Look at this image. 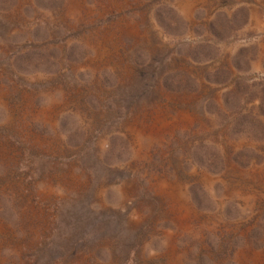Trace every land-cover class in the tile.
Masks as SVG:
<instances>
[{"label":"rangeland","instance_id":"rangeland-1","mask_svg":"<svg viewBox=\"0 0 264 264\" xmlns=\"http://www.w3.org/2000/svg\"><path fill=\"white\" fill-rule=\"evenodd\" d=\"M255 263L264 0H0V264Z\"/></svg>","mask_w":264,"mask_h":264},{"label":"bare ground","instance_id":"bare-ground-1","mask_svg":"<svg viewBox=\"0 0 264 264\" xmlns=\"http://www.w3.org/2000/svg\"><path fill=\"white\" fill-rule=\"evenodd\" d=\"M187 210H188V209H187ZM180 222H181V221H180ZM252 256H253V255H252ZM252 256H251V257H252ZM252 259H253V258H252ZM253 262H254V261H253ZM250 263H251V262H250ZM255 264H256V263H255Z\"/></svg>","mask_w":264,"mask_h":264}]
</instances>
